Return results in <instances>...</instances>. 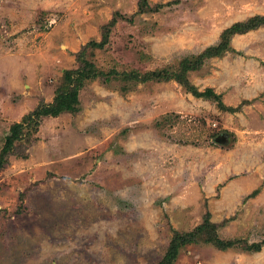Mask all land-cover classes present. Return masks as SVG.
Returning <instances> with one entry per match:
<instances>
[{"label":"rangeland","instance_id":"obj_1","mask_svg":"<svg viewBox=\"0 0 264 264\" xmlns=\"http://www.w3.org/2000/svg\"><path fill=\"white\" fill-rule=\"evenodd\" d=\"M262 22L264 0H0V264H157L203 223L171 264H264Z\"/></svg>","mask_w":264,"mask_h":264},{"label":"trees","instance_id":"obj_2","mask_svg":"<svg viewBox=\"0 0 264 264\" xmlns=\"http://www.w3.org/2000/svg\"><path fill=\"white\" fill-rule=\"evenodd\" d=\"M264 23V22H262ZM255 24L249 23L247 24V27H245L246 29H249L250 27H253ZM240 25L236 24L234 27H231L230 29H228V31L224 34L225 37H227L229 34H231V31L236 32L239 29ZM234 29V30H233ZM98 44V43H97ZM95 44V45H97ZM100 44V43H99ZM217 47L220 48H225V46H218ZM207 54V53H206ZM80 75L82 78H87V77H94L96 76V73H81ZM158 77V75H156ZM71 77L69 78L70 81ZM186 84V82H185ZM191 88V87H190ZM62 93V92H61ZM59 93L53 100V102L51 103V105L48 107H44L46 108V110L42 109L43 112H45L46 114H52V115H56L62 111L65 110H73L75 107H73V103L76 102V93L75 91L73 92H68L66 93L67 95L63 96V94ZM71 106V108H70ZM24 119V118H23ZM17 127H22V123H15L13 128H17ZM6 146L9 147L11 145V138H6ZM5 148L8 150L9 148L6 147ZM7 150H5L4 152H6ZM209 224V228H207V230L209 231V234L211 231H213L212 234H214L213 236L209 235L208 237L204 238L203 240L208 241V242H212L214 243V245H216L218 248H226V247H230L231 245H233V241L230 240H223L222 238L218 237L215 234V230H211ZM208 225L206 223H203L201 225H199L198 227H196L193 231H190L186 234H181L176 236L175 238L172 239L170 246L168 247L167 251L165 252V254L163 255V257L159 260V262L157 264H171L172 261L175 259L178 249L183 246L186 243L189 242H193L196 240L201 239L203 232L205 231L206 227ZM215 229V228H214Z\"/></svg>","mask_w":264,"mask_h":264}]
</instances>
